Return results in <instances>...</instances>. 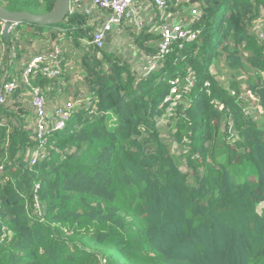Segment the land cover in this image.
I'll list each match as a JSON object with an SVG mask.
<instances>
[{
    "label": "trees",
    "instance_id": "1",
    "mask_svg": "<svg viewBox=\"0 0 264 264\" xmlns=\"http://www.w3.org/2000/svg\"><path fill=\"white\" fill-rule=\"evenodd\" d=\"M55 2L0 5L42 15ZM93 2L9 41L0 20V91L17 84L0 103V264H264V0H142L102 47L111 10ZM174 23L197 38L154 60ZM127 31L130 57L113 47ZM56 46L60 74L27 84L23 65ZM35 88L50 112L75 102L42 145Z\"/></svg>",
    "mask_w": 264,
    "mask_h": 264
},
{
    "label": "built area",
    "instance_id": "2",
    "mask_svg": "<svg viewBox=\"0 0 264 264\" xmlns=\"http://www.w3.org/2000/svg\"><path fill=\"white\" fill-rule=\"evenodd\" d=\"M141 1L142 0H94L93 6L111 10V15L107 18L101 30L95 34L93 42L102 47L106 43L108 32L120 26L125 20L137 15L138 4ZM150 2L158 8L163 9L166 7L168 0H150ZM192 14L197 16L199 12L196 9H193ZM258 26L260 27L257 28L258 35L261 39H264V30L261 29L263 24H258ZM161 33L163 40L160 44L158 54L153 57L154 60H158L166 55L174 43L180 44L184 41L195 40L198 34L191 29L190 24L182 25L180 23L163 24L161 26ZM61 58V50L58 46H56L51 52L32 57L23 65V79L29 84V79L36 74H40L47 78L57 77L60 74ZM153 68L154 64H151L150 70ZM145 71L146 73L148 72L147 69ZM192 85L193 83L190 81L189 88ZM16 87V80L5 82L0 91V103L7 102L12 97ZM179 99L180 96L177 94V89L174 88L167 101L171 102L172 105H176L177 102H179ZM74 105L75 102L73 101L66 102L62 105L55 106V110L50 112L40 89H34L32 107L36 121L35 131L37 132V138L41 145L47 142L48 134L64 129L71 116ZM41 157H43V152H39L38 150L32 162L35 163ZM1 173L2 168L0 167V175Z\"/></svg>",
    "mask_w": 264,
    "mask_h": 264
},
{
    "label": "water",
    "instance_id": "3",
    "mask_svg": "<svg viewBox=\"0 0 264 264\" xmlns=\"http://www.w3.org/2000/svg\"><path fill=\"white\" fill-rule=\"evenodd\" d=\"M71 0H56L53 9L42 15L30 12H11L0 5V20L4 22L3 36L10 40V30L23 22L41 26H52L62 24L70 12ZM108 38L106 39V42Z\"/></svg>",
    "mask_w": 264,
    "mask_h": 264
},
{
    "label": "rangeland",
    "instance_id": "4",
    "mask_svg": "<svg viewBox=\"0 0 264 264\" xmlns=\"http://www.w3.org/2000/svg\"><path fill=\"white\" fill-rule=\"evenodd\" d=\"M133 31H134V29H133ZM128 35H130V34L127 31L126 36H119V37H117V39L115 40V43L113 44V47L116 46V49L118 50V52H120L123 55H126V56L130 57V56H133L134 55V52H135V49L136 48L132 46V44H131L132 43L131 38L128 37ZM43 43H45V42H43ZM43 43H41V42L40 43H36V48H37V45L38 44L41 45ZM65 45L67 47H69V44L65 43ZM116 49H114V50H116ZM263 206L264 205H261L259 207V210L260 211L264 208Z\"/></svg>",
    "mask_w": 264,
    "mask_h": 264
},
{
    "label": "crops",
    "instance_id": "5",
    "mask_svg": "<svg viewBox=\"0 0 264 264\" xmlns=\"http://www.w3.org/2000/svg\"><path fill=\"white\" fill-rule=\"evenodd\" d=\"M92 1V0H91ZM91 1L89 2V0H85V2L87 3V4H90V6H91ZM190 3H191V5H193L194 7H198V4L197 3H199L198 2V0H190ZM152 6V5H151ZM151 6H149V7H146V10H149V9H152L151 8ZM144 11V10H143ZM144 12H146V16H144V18L146 19V20H144V22L145 23H151V22H153V20H154V17H153V14L151 13V12H147V11H144Z\"/></svg>",
    "mask_w": 264,
    "mask_h": 264
}]
</instances>
